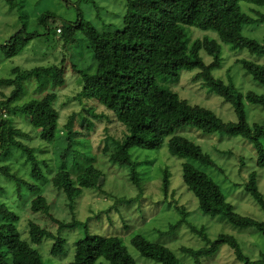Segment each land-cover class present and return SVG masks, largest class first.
<instances>
[{"label": "trees", "instance_id": "obj_1", "mask_svg": "<svg viewBox=\"0 0 264 264\" xmlns=\"http://www.w3.org/2000/svg\"><path fill=\"white\" fill-rule=\"evenodd\" d=\"M6 1L19 9L24 6V0ZM86 1L99 8L95 0ZM242 1L264 7V0H128L129 5L143 13L158 16L163 33L157 39L128 33L123 28H108V25L99 28L84 17L61 22L52 11L42 12L37 20L45 36L61 35L58 42L62 43L63 52H69L77 46L79 34L84 37L94 62L85 67L78 63L72 64L74 72L81 76L80 99L97 100L126 127L124 136L114 139L113 149L109 151L112 163L128 167L131 179L140 186L142 173L138 170L139 162L134 159L132 148L153 150L167 143L172 155L185 159L182 163V179L188 191L197 199L202 212L220 214L236 227L255 228L264 235V219L237 212L227 200L221 185L205 170L208 166L218 168L212 156L195 141L177 133L182 126L191 125L204 133L225 132L250 138L255 142L257 165L264 169V147L261 142L264 121L250 124L245 109V101L264 108V94L254 90L244 93L231 76L226 81L214 73L224 60L223 43L231 45L230 50L247 49L252 54H264V37L259 41L243 33L244 25L264 22V10L251 7L252 12L245 11ZM187 27L213 30L218 38L203 35L194 37L193 29ZM36 35L42 34L29 32L23 27L0 42V49L6 58H12L20 54ZM204 54L212 58L209 63L205 61ZM237 62L264 87L263 63L247 58H240ZM68 65L65 55L60 64L24 69L16 66L12 69V75L0 76V87L13 88L11 94L0 101V111L18 115L36 110L43 119L39 138L44 142L55 140L63 148L56 156L57 170L49 178L44 170L50 167L48 158L39 156L46 150L31 146L25 141L30 138V133L16 127L8 117H0V158L14 162L23 159L33 182L13 170L11 164L1 165L0 170L15 181L20 199L24 200L27 194L32 195L29 204L34 213H44L59 225L58 233H53L34 220H29V237L26 238L19 228V215L0 196V218H3L0 222V264H50L36 245L51 239L54 243L50 254L60 255L65 246L62 230L79 224L76 218L67 222L54 216L52 202L44 194L42 184L51 183L63 192L70 209L74 210L75 202L85 188H100L104 181L103 171L92 162L94 157L85 147L88 142L86 130L94 127L92 116L102 118L106 114H97L94 106L83 105L80 112H74L67 123L61 126L60 112L55 105V91L39 98L20 99L25 80L32 77H36L41 84L42 80L48 79L56 86H63ZM183 68H199L195 78L203 80L204 85L232 103L237 120L226 121L212 109L192 104L157 83L160 76L178 79ZM77 119L85 131L74 129ZM80 155L85 159H80ZM195 162H199V165ZM74 170H77L76 176L73 175ZM243 188L264 212V193L259 188L256 171L249 174ZM163 192L165 197L172 192L171 173L167 168H163ZM177 208L182 218L170 224L169 228L177 230L181 224L187 223L206 242L199 248L181 247V251L192 256L198 264H201L202 258L218 251L223 244H229L237 260L243 264H264V252H261L260 258L252 259L233 234L220 233L216 239H212L204 227L198 229L188 221L186 206L177 205ZM84 231V236L76 241L73 260L69 264H138L122 237L91 233L87 223H84ZM131 242L145 257L162 264H182L171 248L153 242L143 234H135Z\"/></svg>", "mask_w": 264, "mask_h": 264}, {"label": "rangeland", "instance_id": "obj_2", "mask_svg": "<svg viewBox=\"0 0 264 264\" xmlns=\"http://www.w3.org/2000/svg\"><path fill=\"white\" fill-rule=\"evenodd\" d=\"M95 2L99 8L86 0H24V6L19 9L16 5L12 7L6 0H0V42L16 34L23 27L29 32L37 31L42 34L36 35L20 54L12 58H6L0 49L1 77L12 75V69L16 66L24 69L60 64L65 55L68 58L66 83L63 86H56L48 79L42 80L41 84L36 77H32L25 80L20 99L39 98L48 92L55 91L57 93L55 105L60 112L61 126L67 123L74 112H80L83 105L94 106L97 114H106V117L102 118L92 116L94 127L89 131L86 130L88 142L85 149H88L90 155L94 157L92 162L104 173V181L100 188H85L72 210L63 192L51 183L42 184L44 194L52 202L51 211L55 217L67 222L75 218L80 221L74 227L62 230L61 235L65 238L62 254L54 256L50 254L54 243L51 239H46L36 245L41 249L44 259L50 264H69L73 260L76 241L84 236V223H87L91 233L122 237L138 264L162 263L143 256L133 246L131 239L135 234H143L153 242L167 245L175 252L182 264H198L192 256L183 253L181 247L204 246L206 242L201 235L193 231L187 223L181 224L177 230L169 228L170 224L177 223L182 218L177 205L186 206L189 212L188 221L196 225L198 229L204 227L212 239H216L220 233L233 234L238 238L248 256L252 259L260 258L261 252H264V235L255 228L236 227L220 214L212 215L202 212L197 199L188 191L182 179V163L185 159L172 155L167 143L160 149L132 148L134 159L139 162L138 170L142 173L140 186L131 179L128 167H121L110 161L109 151L113 149L114 139H121L126 132V127L112 111L97 100L85 97L80 99L81 76L74 72L72 64L78 63L85 67L94 62L92 54L86 48L84 37L79 34L77 46L69 52H63V45L58 42L61 35L45 36L44 29L38 24L37 19L42 12L52 11L61 22L84 17L99 28L107 25L112 29L123 28L128 33L149 39H157L163 31L161 21L157 19L156 14L143 13L137 7L129 5L128 0H95ZM241 3L245 11L252 12L251 7L264 10V7L245 1ZM187 28L193 29L194 37L203 35L218 38L213 30ZM243 33L262 41L264 22L244 25ZM230 46L223 43L224 60L222 66L216 68L214 73L226 81L231 76L236 86L244 93L254 90L264 94V87L253 79V75L248 73L242 64L237 62L240 58H247L264 64V54H252L247 49L230 50ZM204 58L208 63L212 60L205 54ZM198 71L199 68H183L178 79L160 76L157 83L176 92L192 104L212 109L226 121H236L237 115L232 103L227 102L220 94L204 85L203 80L196 79ZM12 89V87H0V101L5 96H9ZM245 109L250 124L264 121V108L261 106L245 101ZM0 117H8L9 120H13L16 127L30 133V138L25 141L31 146L46 150L44 153H39V156L48 158L50 167L44 170L50 178L57 170L56 156L63 148L58 143L56 144L55 140L44 142L39 138L43 122L40 114L34 109L18 115H8L7 111L1 110ZM74 129L85 131L78 119ZM177 133L201 145L204 151L216 161L218 168L208 166L205 170L221 185L227 200L234 205L235 210L243 215L263 220V209L243 188L249 174L256 171L259 188L264 193V169L257 165L258 154L255 142L242 135L232 136L225 132L204 133L201 129L191 125L182 126ZM261 142L264 147V137ZM80 159H85V157L80 155ZM195 163L199 165V162ZM3 164H11L13 170L33 182L23 159L14 162V160L0 158V166ZM163 168H167L171 173L172 192L168 197H165L163 192ZM76 174L77 170H74L73 175L76 176ZM0 187L1 198L20 217L19 228L24 237H29V220H34L53 233H58V223L53 222L44 213H34L29 204L32 195L27 194L24 200L20 199L15 181L6 177L1 170ZM2 221L3 218H0V222ZM209 263L243 264L242 261L237 260L235 251L229 244H223L214 254L201 259V264Z\"/></svg>", "mask_w": 264, "mask_h": 264}, {"label": "built area", "instance_id": "obj_3", "mask_svg": "<svg viewBox=\"0 0 264 264\" xmlns=\"http://www.w3.org/2000/svg\"><path fill=\"white\" fill-rule=\"evenodd\" d=\"M58 31H61V29H58Z\"/></svg>", "mask_w": 264, "mask_h": 264}]
</instances>
